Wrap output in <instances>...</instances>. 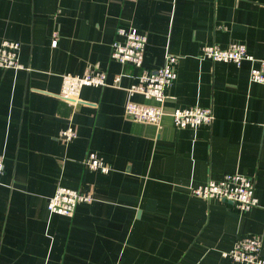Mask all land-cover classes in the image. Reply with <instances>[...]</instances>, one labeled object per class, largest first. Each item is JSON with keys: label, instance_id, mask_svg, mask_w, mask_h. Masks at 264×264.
Masks as SVG:
<instances>
[{"label": "crops", "instance_id": "0c3cea01", "mask_svg": "<svg viewBox=\"0 0 264 264\" xmlns=\"http://www.w3.org/2000/svg\"><path fill=\"white\" fill-rule=\"evenodd\" d=\"M120 26L146 34L142 68L178 56L165 110L212 107L211 125L126 114L129 99L156 101L128 90L142 68L111 57ZM5 38L21 42L25 67H0V264H239L222 252L251 234L264 259V83L250 78L257 63L202 56L205 44L240 42L264 58V0H0ZM87 69L120 86L61 99L62 75ZM68 126L77 136L65 141ZM90 152L110 169L85 167ZM230 172L255 179L258 205L191 193ZM59 184L93 199L73 216L52 212Z\"/></svg>", "mask_w": 264, "mask_h": 264}, {"label": "built area", "instance_id": "2783aa9c", "mask_svg": "<svg viewBox=\"0 0 264 264\" xmlns=\"http://www.w3.org/2000/svg\"><path fill=\"white\" fill-rule=\"evenodd\" d=\"M119 37L112 43L111 57L121 63H130L137 68L143 67L147 36L137 28L118 27ZM57 42L54 38L53 43ZM21 42L17 39H2L0 41V67L5 69L24 68L20 62ZM202 56L212 60L231 61L241 65L244 60L252 61L257 65L252 66L250 78L253 81L264 83V58H257L248 52L244 43L233 42L228 47L218 44H205L202 47ZM178 56L167 55L162 66L155 69L142 68L138 74L137 83L128 87L130 93H141L145 98H152L156 102H139L129 99L125 105L126 114L135 121L161 125L166 114H170L173 123L178 127H199L211 125L215 119L212 107L191 106L176 107L167 112L164 103L170 95L167 93L177 78L176 64ZM121 76L116 75L113 82L109 81L108 75L103 70L87 69L81 75L65 73L62 75L60 91L61 99L70 104L80 102V94L83 87L88 85L106 86L113 84L120 86ZM59 138L70 141L77 136L75 127L68 126L61 130ZM85 167L92 170L107 172L110 167L96 152H90L83 162ZM5 171V160L0 155V175ZM191 193L205 199H224L234 203L236 209L246 210L258 205L259 201L255 194V179L241 172L226 173L221 179H210L206 183L193 186ZM89 193L59 184L55 193L50 197L48 208L52 212L73 216L76 207L81 201L92 200ZM262 236L251 234L237 237L231 249L222 252V256L230 258L239 264H264L261 255Z\"/></svg>", "mask_w": 264, "mask_h": 264}]
</instances>
